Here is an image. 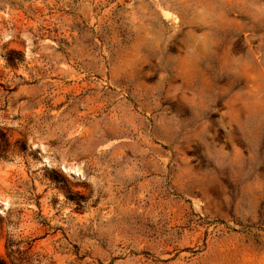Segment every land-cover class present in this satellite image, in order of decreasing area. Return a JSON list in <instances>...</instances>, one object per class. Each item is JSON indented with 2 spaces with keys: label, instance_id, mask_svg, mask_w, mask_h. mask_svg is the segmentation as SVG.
Masks as SVG:
<instances>
[{
  "label": "clouds",
  "instance_id": "obj_1",
  "mask_svg": "<svg viewBox=\"0 0 264 264\" xmlns=\"http://www.w3.org/2000/svg\"><path fill=\"white\" fill-rule=\"evenodd\" d=\"M45 9L83 20L62 57L39 32L47 19L62 33L65 17ZM18 10L35 23L17 28ZM0 24V65L13 42L27 46V31L33 46L15 49L16 68L88 84L74 106L11 126L23 150L0 143V169L28 176L18 181L24 190L0 191L14 261L34 262L19 248L28 239L19 212L39 181L36 199L57 202L38 222L78 233L89 264H167L176 258L169 247L190 253L184 264H264V0H0ZM54 87L42 81L40 100L51 101L45 88ZM51 170L87 198L83 211L46 178ZM176 212L180 224L171 223ZM193 223L204 236L188 247L183 229Z\"/></svg>",
  "mask_w": 264,
  "mask_h": 264
},
{
  "label": "rangeland",
  "instance_id": "obj_2",
  "mask_svg": "<svg viewBox=\"0 0 264 264\" xmlns=\"http://www.w3.org/2000/svg\"><path fill=\"white\" fill-rule=\"evenodd\" d=\"M46 16H63L65 17L66 27L63 32L59 30L56 25L49 24L48 20H45L44 25L40 28L39 38L40 42H47V44L53 46L54 55L56 57H62L67 50V47L72 43V36L77 34L78 29L74 27L76 24H82L83 20L79 17H73L69 11H56L48 13V10H44ZM34 15H40L39 10ZM167 15V13H165ZM35 20L32 17L27 16L22 10H18V15L15 18V24L17 28H27L32 26ZM2 27V24H0ZM22 38L28 41L25 47L21 42H13V49L9 50L6 61L8 66L0 65V126H8L5 130L0 129V143H5L7 137L13 141L17 140V144L23 150L26 146V142L22 138V132L15 130L11 126L19 123L21 120L27 117H37L44 115L46 111L53 113L62 111L69 101L74 106L78 97L74 93L79 92L81 89L88 86L87 81L83 83H68L63 79L57 77L55 71H46L44 68L35 67L32 70L24 67H18V61H23L22 53L15 49L23 48L27 53L33 46V37L29 35L27 31L22 33ZM7 39V36H5ZM67 41V44L64 42ZM40 63L46 64L47 57H43ZM68 67V65H64ZM71 79L75 80L73 75ZM44 80H50L55 86L52 89H46L53 93L51 101L44 99L40 100L43 95L41 89V82ZM39 101L36 107H21L22 105H28L33 101ZM14 166H10L12 168ZM72 171H79L78 168L71 169ZM46 178L57 184L62 185L65 192V198L69 202L75 205L74 211H83L86 197L78 192H74L67 186L64 178L56 173L55 170L47 171L45 173ZM20 177L27 179V173L21 170L19 175L13 174L11 171L5 172L0 169V191L3 190L4 185L9 187L17 186L21 190H24L25 185L21 182L18 183ZM36 184L35 192L32 193L33 199L29 204L19 212L21 219V225L24 228V235L27 237V241L19 245L22 250V254L25 257L34 256L33 264H44V261H48V264H89L91 256L84 251L87 245L82 248H77L74 241L78 240L79 234L75 231L65 232L61 229H54L46 223L38 222L36 213H39L40 217L51 214L54 209L55 198L52 200V204L49 202L48 197L44 194H40L36 199V194L41 193V190L45 185L39 181H34ZM79 191H85L84 188H78ZM50 191V190H49ZM78 218H82L79 213H73ZM88 215V213H84ZM183 213L176 212L173 216L171 223H182ZM53 223H56L54 220ZM3 224L0 223V264H26L24 259L13 260V257L9 255L8 248L5 245L3 235ZM184 243L191 247L198 238L204 236V229L202 226L193 223L191 227H185ZM13 248L17 246L12 245ZM169 254L176 258L169 259L167 264H184V261L179 257L188 256V251L179 252L178 256L169 247ZM13 255H18L14 253ZM52 256L53 259L49 260L48 257Z\"/></svg>",
  "mask_w": 264,
  "mask_h": 264
}]
</instances>
